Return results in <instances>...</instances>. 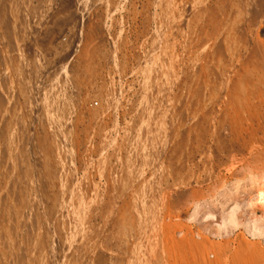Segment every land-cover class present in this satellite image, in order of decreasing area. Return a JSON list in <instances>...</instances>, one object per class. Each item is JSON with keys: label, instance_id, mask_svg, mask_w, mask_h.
<instances>
[{"label": "rangeland", "instance_id": "374dc122", "mask_svg": "<svg viewBox=\"0 0 264 264\" xmlns=\"http://www.w3.org/2000/svg\"><path fill=\"white\" fill-rule=\"evenodd\" d=\"M30 1V5L34 9L39 6L38 9L43 8L49 11L47 21L45 20L44 24H39V26L38 24L33 25L34 29L30 32V35L33 32L31 37L11 39L7 47L0 44L2 46H0L2 61V63L0 61V75L7 74L9 82L13 78L10 87L13 86L9 89L14 94L17 92L16 95L20 93L21 95H18L22 97L18 98L19 102L26 106L27 101L24 99L27 100L28 96L30 99V93L34 91V79L28 84V87L30 89L32 87L33 91H27L28 88L22 89L25 92L22 91L24 95L27 96L24 98L19 86L21 74L18 73V76L15 74L19 62L29 58L30 60L25 62L27 65L29 63V68L32 67L30 71H35V69L37 71L34 60L37 58V54L41 58L43 57L42 59L46 58L47 62L49 61L47 58L51 59L49 62L52 64L48 62L50 68L46 69L47 75L43 74L44 76L36 77L37 79L34 80L39 82H35L36 85H39L37 86V95L45 98L42 100L45 102L39 103V105L46 106V116H44L45 114L39 115V120L37 111L33 109L31 112L32 109L27 107H23V109L26 113L24 116H27V122H29L28 133L31 132L29 133L31 136L28 135V142L31 140L29 142L31 145L34 141L33 147L36 149L34 154L38 153L34 161L36 163L44 161L41 164H36L34 172L40 175H45V172H48L50 182L46 202L43 207H40L41 219H65L64 225L67 228L64 229L65 234L61 241L66 242L69 250L72 249L71 252L67 250L63 254L64 259H62L63 257L57 259L54 264H64V261L65 264H117L115 259L118 257H122L129 264L135 256L136 259L138 257L137 260H134L136 264L140 254L141 258L147 257L142 258L139 262H148L149 264H264V233L260 237L257 235V231L262 229L261 221L248 219L250 217L246 211L248 208L243 203L236 205L231 199L226 204H222V196L217 194L224 186L249 176L251 170L257 169L256 172L264 173V112H262L264 111V64L261 67H255L256 56L253 55V57L255 56L253 58L251 55L253 53L250 52L251 49L256 48L264 60V0H245L243 5H237L236 0H227L228 5L224 6L226 9L220 5V12L232 16L230 18L234 19L235 26L244 30L248 41L245 48L242 47L243 45L237 46L238 48L234 45L235 48H232L233 51L235 49L233 57L230 58L231 65H235L232 74L239 81L245 83L247 90H255L257 93L260 91L259 99H261H257L263 106L259 110L261 104L257 103L258 107L253 108L255 114L250 108L251 113L246 110L241 112V116H234L235 121L233 120L234 122L231 123L233 126L227 127L229 132L227 131L228 136H223L226 138L224 146L229 148L234 146L235 150L232 148V155H223L224 151L214 155L215 144L210 139H206L207 141L205 139L198 140L193 129L188 142L181 144L180 147V143L175 140L177 132H173V127L177 126L175 123L178 122V125L182 123L181 127L183 125L179 119L181 110L183 111L184 108L182 106L184 80L190 73L196 71L192 65L194 63H191L193 62L191 57H194V54L191 53L196 51V46L193 47L192 44L197 42V38L199 40L202 31L205 32L204 15L207 10L217 5L218 0ZM33 8L32 10H34ZM187 8L188 10H186ZM170 11L173 12V17L170 16ZM185 11V15L187 18L190 16V19L201 13L202 28L200 30L194 21L191 26L181 23L184 20L183 12ZM198 11L200 12L198 13ZM59 14H63L61 22L55 25L53 19ZM67 21H69L68 24L73 22L70 24L71 26L66 24ZM63 25L66 27L63 28ZM43 31L44 33H42ZM53 33L56 34L52 36ZM32 38L34 40H31ZM11 41L13 43H10ZM58 44L66 49L62 55L63 58L56 54ZM30 45L37 46L38 49L34 47L32 50ZM19 47L21 48L19 49ZM21 49L24 50L20 52ZM35 49L38 50V53ZM31 50L35 51L34 54ZM248 50L251 54L248 53ZM9 51L10 53H8ZM23 52H27L26 55ZM13 53L14 55H12ZM1 57L6 60L4 61ZM207 61H210V58ZM3 65H6L7 68ZM9 68L12 73L9 72ZM65 68L66 71H64ZM2 72L4 73L2 74ZM14 77L18 78L14 81ZM14 90L16 91L14 92ZM36 102L35 106H38ZM144 105H147V109L150 110L145 114L151 118V127L153 123H155V127L158 124L156 128L150 127L151 130L155 129L157 132L159 131V134L156 131L152 132L150 136L153 137L151 138L148 133L149 139L140 141L138 138L139 129L144 128V132L147 128L144 126V117L139 115V110ZM256 110L259 113L261 111V117L260 114L257 115ZM41 120L47 127H43L45 124H42ZM49 123H56V126L49 125ZM168 124H171L172 130ZM43 130L45 132H42ZM47 135L49 136L47 137ZM62 137L63 139H61ZM165 137L169 139V143ZM50 140L52 146H50ZM172 141L178 144L175 151L170 148ZM56 143L59 145L56 146ZM231 144L233 145L229 146ZM30 145L27 146V149H31L32 145ZM43 147L46 159L44 156L39 157ZM202 148L203 150H200ZM177 149L179 150L177 151ZM204 149L213 155L206 151L203 152ZM177 152L179 157L175 156ZM150 153H152L151 157ZM182 153L185 154L182 156ZM208 156L210 157L208 158ZM227 156H233L234 159ZM181 157H184L185 160L180 159ZM127 159L128 161H126ZM169 161L171 163H168ZM180 161L181 163H179ZM229 163L232 167L227 166ZM59 165L61 166L59 167ZM180 165L181 167H179ZM171 167L175 168V171ZM226 167L229 168L225 169ZM124 170H127V173L123 181L119 183L114 176L117 175V172ZM64 183H67L65 187ZM243 198L241 194H237L234 199L241 201ZM9 202L14 212L19 213V218L26 216V210L21 208L19 200H9ZM2 203L3 201H0V247L6 251L13 226L6 219L8 200L5 207ZM106 204L111 211L108 218L102 215ZM222 208H224L223 213H221ZM231 213L239 219H228ZM128 216H131L130 219L137 223L127 219ZM73 219L76 221L74 222ZM83 219L86 220L83 221ZM108 220L109 222H106ZM142 222L146 224L143 226ZM68 223L70 224L68 225ZM129 225L130 229L132 227V231H126L129 229ZM82 228L84 229L82 230ZM253 232H256V235ZM114 233L118 234L117 237ZM122 235L124 236L122 237ZM114 237L116 240L113 239ZM105 241L107 246H110L107 251V248L100 246ZM133 241L137 243V246ZM108 243H113V247ZM84 244L88 247L83 246ZM132 244L134 247L136 246V249L132 248ZM77 245H80L79 248ZM116 245L120 248H117ZM116 249H119L118 253L120 251L122 253L117 254ZM134 250L144 251L143 254H146L142 255L141 252L138 254L137 251L134 253ZM43 252L44 260H47V264H51L50 256H47L49 251L44 250ZM125 262L122 264H127Z\"/></svg>", "mask_w": 264, "mask_h": 264}, {"label": "bare ground", "instance_id": "6f19581e", "mask_svg": "<svg viewBox=\"0 0 264 264\" xmlns=\"http://www.w3.org/2000/svg\"><path fill=\"white\" fill-rule=\"evenodd\" d=\"M30 0H0V44L6 45L5 47H7L8 42L12 39H23V38H28L31 37L30 32L34 29L33 25L38 24H42L46 18L49 15V11L44 10L43 8H39V6H36L35 9L36 11H34L35 9L30 5L31 1ZM40 2V0H37ZM230 1V0H229ZM42 2V0H41ZM169 2V1H168ZM245 2V0H236L237 5H243ZM95 3V2H94ZM229 3V2H228ZM174 4V3H173ZM184 4V3H183ZM227 4V0H218L217 1V5L215 7H211L209 10H207L206 14L204 15L206 23L204 25V29L205 32L202 31L201 36H199V40L197 38V42H195L193 45L196 46V51L195 53H191L194 54V57H191L194 63L192 65L193 68H195V72L194 73H190V75L187 77L184 84V91H182L184 93V99L182 100L183 104L182 106H184L183 111L181 110V116H180V122H183L182 127L180 126L182 123H180V125H178L177 123H175L177 126L176 128L173 127V132H177L175 135L176 137V141L179 142L180 147L181 144L188 142L187 140H189L190 135L192 134L191 132L193 131L195 133L196 138H198V140H202V139H210L212 143L215 144L214 146V155L217 153H220L221 151H224L225 153L223 155H232V148L234 146H232L233 144L229 145L232 146L231 148L224 146V141H226V138H223L224 135L228 134V130L229 128L227 127H232L235 119L234 116H241V112H245L246 110H248L250 113L253 110V108L256 106L258 107L257 103L259 104L260 102L258 101L259 99V95L261 96L260 91L257 93L255 90L251 91V90H247V88L245 87V83H242L241 81H239V79H237L234 74H232V71L235 69V65H231L232 61L230 63V58L233 57V53L235 51H233L232 48H235L237 46L240 47V45H243L242 47L245 48L248 44L246 35L244 34V30L240 27H237V25L235 26V21L234 19L230 18L232 17L231 15L227 14V13H221L220 12V5L226 9L224 6ZM170 5V4H169ZM172 5V3H171ZM228 5V4H227ZM183 6V5H182ZM51 7V6H50ZM186 7V4H185ZM32 8L34 10H32ZM46 9V8H45ZM48 9V8H47ZM172 9V8H170ZM185 9V8H184ZM191 8H189L190 10ZM49 10V9H48ZM70 10V9H69ZM188 10V8L186 9ZM59 11V10H58ZM173 11H174V7H173ZM191 11V10H190ZM171 12V15H173V12ZM200 11H198L199 13ZM202 12V11H201ZM51 13V12H50ZM67 13V12H66ZM72 13V12H71ZM76 13V12H75ZM176 13V12H175ZM184 15L186 13L183 12ZM188 13V12H187ZM68 14V13H67ZM73 14V13H72ZM181 14V13H180ZM179 14V15H180ZM201 14V13H200ZM200 14L195 15L194 18L190 19L187 18V16L185 15L184 20L181 22L182 24L185 25H193V21L194 23H196V27L198 26L199 30L202 28L201 25V18H200ZM63 14H59L58 16L54 17V21L53 23H55V25H57L58 23H60L61 18ZM178 15V14H177ZM183 15V16H184ZM53 16V15H52ZM175 16V14H174ZM70 17V16H68ZM73 17V16H72ZM173 17V16H172ZM67 18V17H65ZM74 18V17H73ZM70 19V18H69ZM170 19V18H169ZM174 19V18H173ZM47 21V20H46ZM70 21V20H69ZM66 24H68V22ZM172 21V20H171ZM205 22V21H204ZM73 22H71L70 24H72ZM44 24V23H43ZM68 24V25H70ZM37 26V27H38ZM44 26V25H43ZM48 26V25H47ZM60 26V25H59ZM65 25H63L64 28ZM71 26V25H70ZM42 27V26H41ZM55 27V26H54ZM66 27V26H65ZM69 27V26H68ZM195 27V29H196ZM47 28V27H46ZM41 29V28H40ZM56 29L58 30V28L56 27ZM60 29V28H59ZM65 30V29H63ZM198 31V30H197ZM41 32V31H40ZM196 32V31H195ZM201 32V31H200ZM44 33V31L42 32ZM63 33V32H62ZM39 34V33H37ZM56 33H53V35H55ZM190 34H192L190 32ZM50 35V34H49ZM172 35V34H171ZM194 35V34H193ZM36 36V35H35ZM40 36V35H39ZM72 36V35H71ZM34 37V36H33ZM46 37V36H45ZM48 37V36H47ZM56 37V36H55ZM30 39V38H29ZM36 39L38 40V38L36 37ZM35 39V40H36ZM47 39V38H46ZM50 39V38H48ZM186 39V38H185ZM31 40H34L33 38ZM21 42H23V40H20ZM196 41V38H195ZM16 43V41H14ZM31 42V41H30ZM43 42V41H42ZM51 42V41H50ZM57 42V41H56ZM55 42V43H56ZM10 43H13V41H11ZM19 43V42H18ZM25 43V40H24ZM23 43V44H24ZM35 43V42H33ZM184 43V42H183ZM182 43V44H183ZM1 44V45H2ZM26 44H29L28 42H26ZM38 44V41H37ZM53 44V43H52ZM0 45V46H1ZM21 45V44H20ZM19 45V46H20ZM44 45V44H43ZM42 45V46H43ZM59 45V44H58ZM63 45V44H62ZM234 45H236L234 47ZM9 46V45H8ZM23 46V45H22ZM31 46V45H30ZM2 47V46H1ZM0 47V48H1ZM11 47V46H10ZM32 47V50L33 46ZM37 47V46H36ZM35 47V48H36ZM44 47V46H43ZM241 47V48H242ZM12 48V47H11ZM16 48V47H15ZM21 47H19L20 49ZM53 48V47H52ZM55 48V47H54ZM53 48V49H54ZM69 48V47H68ZM238 48V47H237ZM9 49V48H8ZM13 49V48H12ZM38 49V47H37ZM35 49V50H37ZM45 49V48H44ZM2 50V49H1ZM5 50V49H4ZM18 50V49H17ZM14 50V51H17ZM24 50V49H23ZM22 49L20 50V52L23 51ZM31 50V52H32ZM41 50V47H40ZM65 47L61 46V44L57 47V51L56 54H58L60 56V58L62 57L64 51H65ZM53 51V52H54ZM193 51V50H192ZM191 51V52H192ZM19 52V53H20ZM25 52V51H24ZM24 55H26V53H24ZM30 52V53H31ZM35 52V51H34ZM34 52H32L34 54ZM38 53V50L36 51ZM190 52V51H189ZM194 52V51H193ZM253 54H251V53ZM248 53H250L253 57V55L256 56V66L255 67H261L262 64H264V60L262 59V55L259 53V51L255 49H251ZM2 53V51H1ZM5 53V52H3ZM10 53V51L8 52ZM17 53V52H15ZM45 53V52H44ZM69 53V52H68ZM22 54V53H21ZM36 54V53H35ZM53 54V53H52ZM51 54V55H52ZM55 54V53H54ZM249 54V55H250ZM1 55V54H0ZM7 55V54H6ZM14 55V53L12 54ZM17 55V54H16ZM259 55V58H257ZM19 56V55H18ZM17 56V57H18ZM23 56V55H22ZM31 56V55H30ZM34 56V55H33ZM54 56V55H52ZM255 56L253 58H255ZM8 57V56H7ZM5 57V58H7ZM27 58V56H25ZM23 57V58H25ZM29 57V56H28ZM37 58H34V60L36 61L35 66L37 68V71L35 69V71H30L31 68H29V63L28 65L26 64L28 61V59H25L23 62H19V66L17 71H15V74L18 76L20 73L21 74V82L19 84V86L21 87V91L22 92L24 90L27 89V91L31 90L28 87V84L30 83V81L32 79L36 80L39 77H42V75L46 74V69L50 68L48 65V62L51 60L49 58H47L49 61L47 62V60L45 61V59H42L40 56H36ZM45 57V56H44ZM2 58V57H1ZM55 58V56H54ZM63 58V57H62ZM66 58V57H65ZM208 58H210V61H207ZM4 59V58H2ZM13 59V58H12ZM15 59V58H14ZM18 59V58H17ZM188 59V58H187ZM6 59H4L5 61ZM30 60V59H29ZM54 60V59H53ZM195 60V61H194ZM1 61V59H0ZM27 61V62H25ZM63 61V60H62ZM7 62V61H6ZM9 65H10V60L8 61ZM16 62V61H15ZM33 62V61H32ZM171 62V61H170ZM173 62V61H172ZM189 62V61H188ZM2 63V61H1ZM230 63V65H229ZM4 64V63H3ZM15 64V63H14ZM31 64V63H30ZM34 64V63H33ZM32 64V65H33ZM49 64H52L49 62ZM66 64V63H65ZM171 64V63H170ZM2 65V64H1ZM8 65V66H9ZM16 65V64H15ZM13 65V66H15ZM191 65V66H192ZM4 66V65H3ZM6 66V65H5ZM4 66V67H5ZM17 66V65H16ZM229 66V68H228ZM4 67H2V69H4ZM54 67V66H53ZM52 67V69H54ZM7 68V66H6ZM41 68V70H40ZM64 69V67H63ZM173 69V67H172ZM12 70V68H11ZM15 70V69H14ZM33 70V69H32ZM40 70V71H39ZM68 70V69H67ZM194 70V69H193ZM2 71V70H1ZM4 71V70H3ZM54 71V70H53ZM66 71V68L65 70ZM173 71V70H171ZM5 72V71H4ZM2 72V74L4 73ZM9 72H10V68H9ZM17 72V73H16ZM49 72V70H48ZM59 72V71H58ZM12 73V72H10ZM63 73V72H62ZM173 73V72H172ZM14 74V76H16ZM150 74V73H149ZM39 75V76H38ZM43 75V76H44ZM47 75V74H46ZM12 75H10L11 77ZM59 76V75H58ZM62 76V75H61ZM7 77L9 78V76L0 75V174H1V181H0V201H3L2 205L5 207V203L8 200V212H7V217L6 219H8V222L10 223V225L13 226L12 229V236L10 237V239H8L7 245H6V251H3L0 247V264H47V260H44V250H46L47 252L49 251V253H45L47 254V256H50V263L54 264L57 262V259H64V255L65 252L70 251L68 245H66V242L61 241L63 234H65L64 229H66L67 227L64 225V220L65 219H41L42 214L40 211V207H43L47 196H48V190L50 188V182L48 180V172H45V175H40L36 172H34V167L36 166V164H41L44 161H40L39 163H36V161H34L35 156L38 154H34L35 150L33 147V143L34 141H32L33 143L31 144L32 147H30L31 145L28 142L29 136H31V132L28 133V123L27 122V116H24V110L23 107H27L29 109H32L31 112L33 111V109L35 111H37V118L40 120V116L42 114H45V107L43 105H39V103H44L45 98L39 97V95H37V86L36 82L33 80L34 83V91L33 93L31 92L30 94V99H28L27 96L24 95L23 93V97H27L24 99V101L26 102V106L24 104H21V102H19L20 100L18 99L19 97H22L20 95H16L17 92H15L16 90H14L15 94L9 89L10 85H11V81L9 82L7 79ZM37 77V78H36ZM47 77V76H45ZM45 77L43 78L45 81ZM151 77V76H150ZM174 77V76H173ZM14 81L16 80V78L18 77H14ZM20 78V77H19ZM57 78V77H56ZM42 79V80H43ZM19 80V79H17ZM41 80V81H42ZM40 81V80H39ZM40 81V82H41ZM56 81V80H55ZM183 81V82H184ZM18 82V81H17ZM16 82V83H17ZM36 82V83H35ZM46 82V81H45ZM15 83V82H13ZM12 83V84H13ZM17 85V84H16ZM31 85V84H30ZM42 85V83H41ZM149 85V84H148ZM13 86V85H12ZM12 86L10 88H12ZM18 86V85H17ZM146 86V85H145ZM192 87V88H191ZM17 88V87H16ZM19 88V87H18ZM17 88V89H18ZM41 88V87H40ZM49 89V88H48ZM10 90V91H9ZM13 90V89H12ZM42 90V89H41ZM49 91V90H48ZM47 91V92H48ZM40 92V91H39ZM42 92V91H41ZM40 92V93H41ZM39 93V94H40ZM33 94V95H32ZM49 95V94H48ZM32 96V97H31ZM182 96V95H181ZM59 97V96H58ZM258 98V99H257ZM261 99V98H260ZM259 99V100H260ZM35 101H37L36 103H38V106H35ZM257 101V102H256ZM256 102V103H255ZM42 103V104H43ZM55 103V102H54ZM181 103V102H180ZM58 104V103H57ZM256 104V105H255ZM261 104V103H260ZM46 105H48L46 103ZM35 106V108H34ZM61 106V103H60ZM139 107V106H138ZM141 107V106H140ZM147 105L142 106V108H140L139 110V115L140 117L142 116V118L144 117V126L147 128H145L146 130L143 132L144 128H140L139 132V140L140 141H144L146 138H148L147 134L149 133V137H151L150 135H152V132H155L156 130L154 129L153 131L151 130V128H156L158 126L155 127V123H153V126L151 127L150 125V121L151 118L149 116H147V114H145V112L150 111L147 109ZM262 104L259 105V110L262 109ZM50 108V107H49ZM48 108V109H49ZM63 108V107H62ZM252 110H251V109ZM264 109V108H263ZM51 110V109H50ZM155 110V109H154ZM180 111V110H179ZM27 112V111H26ZM67 112V111H66ZM255 112V110H253V113ZM257 112V110H256ZM264 112V111H262ZM51 113V112H50ZM159 113V112H158ZM26 114V113H25ZM32 114V113H31ZM255 114V113H254ZM260 114L259 116L261 117V111L260 113L257 112V115ZM40 115V116H39ZM52 115V114H51ZM157 115V114H156ZM46 116V114L44 115ZM147 116V117H145ZM155 116V115H154ZM238 116V118H239ZM251 116V114H250ZM152 117V116H151ZM174 117V116H173ZM254 117V116H253ZM33 116L31 117V121L33 124V120H32ZM36 118V120H38ZM47 119V117H45ZM157 118V117H156ZM237 118V119H238ZM254 119V118H253ZM30 120V119H28ZM48 120V119H47ZM143 121V119H141ZM178 120V119H177ZM182 120V121H181ZM234 120V121H233ZM239 120V119H238ZM44 121V120H43ZM37 122V121H36ZM49 122V121H48ZM47 122V123H48ZM53 122V121H52ZM174 122V121H173ZM237 122V121H236ZM235 122V123H236ZM42 123V120H41ZM36 124V123H35ZM45 124V123H42ZM50 124H56V123H49ZM58 124V123H57ZM174 124V125H175ZM31 125V124H30ZM40 125V124H39ZM48 125V124H47ZM229 125V126H228ZM232 125V126H231ZM34 126V125H33ZM32 126V127H33ZM42 126V125H41ZM56 126V125H55ZM143 126V124H142ZM171 127V124H168V127ZM173 126V125H172ZM236 126V125H235ZM43 127H47L46 124ZM42 127V128H43ZM151 127V128H150ZM169 127V128H170ZM57 128V127H56ZM30 129V128H29ZM53 129V128H52ZM159 129V128H158ZM157 129V130H158ZM172 130V127L170 128ZM193 129V130H192ZM32 130V129H30ZM29 130V131H30ZM46 130V129H45ZM45 130H43L42 132H45ZM60 130V129H59ZM58 130V131H59ZM169 130V129H167ZM170 131V130H169ZM228 131V132H227ZM138 132V133H139ZM156 133L159 134V131ZM49 134V133H48ZM161 134V133H160ZM170 134V133H169ZM61 135V134H60ZM154 135V134H153ZM164 135V134H163ZM44 136V135H43ZM46 136V135H45ZM49 135H47L48 137ZM58 136V135H56ZM62 136V135H61ZM65 136V135H64ZM166 136V134H165ZM194 136V137H195ZM228 136V135H227ZM233 136V135H232ZM42 137V136H41ZM46 137V138H47ZM51 137H53L51 135ZM55 137V136H54ZM60 137V136H59ZM153 137V136H152ZM151 137V138H152ZM44 138V137H43ZM58 138V137H57ZM160 138V137H159ZM162 138V137H161ZM167 138V137H165ZM231 138V137H230ZM228 138V139H230ZM53 139V138H52ZM60 139V138H59ZM63 139V137L61 138ZM149 139V138H148ZM147 139V140H148ZM168 139V138H167ZM166 139V140H167ZM44 140H46L44 138ZM153 140V139H152ZM158 140V139H157ZM204 140V141H205ZM48 141V140H46ZM51 141V140H50ZM55 141V139H54ZM60 141V140H59ZM63 141V140H62ZM61 141V142H62ZM207 141V140H206ZM205 141V142H206ZM173 142V141H172ZM200 142V141H199ZM203 142V141H202ZM201 142V143H202ZM210 142V143H211ZM26 143H28V145H30L29 147L31 149H27ZM49 143V142H48ZM50 146H52V141L50 142ZM65 143V141H64ZM63 143V144H64ZM67 143V142H66ZM169 143V139L168 142ZM140 144V143H139ZM47 145V144H46ZM45 145V146H46ZM49 145V144H48ZM54 145V144H53ZM59 145V144H58ZM56 143V146H58ZM164 145V144H163ZM228 145V144H226ZM66 146V145H65ZM64 146V147H65ZM149 146V145H148ZM176 146H178V144H176V142L174 141L171 145L170 148L171 150L175 151ZM208 146V145H207ZM206 146V147H207ZM54 147V146H53ZM62 148V144L60 146ZM205 147V148H206ZM35 148H37L35 146ZM67 148V146L65 147ZM209 148V147H208ZM207 148V149H208ZM52 149V147H51ZM59 149V148H58ZM143 149V148H142ZM147 149V148H146ZM199 149V148H198ZM206 149V150H207ZM234 149V148H233ZM39 150V149H38ZM57 150V147H56ZM66 150V149H63ZM152 150V149H151ZM170 150V151H171ZM179 149H177L178 151ZM181 150V148H180ZM200 150H203L200 149ZM204 149L203 152L206 151ZM235 150V149H234ZM40 151V150H39ZM59 151V150H58ZM117 151V150H116ZM147 151V150H146ZM172 151V152H173ZM38 152V151H37ZM61 152V150H60ZM59 152V153H60ZM66 152V151H65ZM145 152V151H144ZM149 152V150H148ZM180 152V151H179ZM208 153V151H206ZM210 152V151H209ZM36 153V152H35ZM44 147L43 150L40 151L39 153V157L40 156H44ZM58 153V154H59ZM63 153V151H62ZM67 153V152H66ZM147 153V152H146ZM171 153V152H170ZM169 153V154H170ZM150 153V157H151ZM185 153H182V156ZM208 154H212V153H208ZM222 154V153H221ZM61 155V154H60ZM141 155V153H140ZM144 155V154H143ZM142 155V156H143ZM157 155V154H156ZM178 155V152L176 153L175 156ZM213 155V154H212ZM47 156H49L47 154ZM65 156V155H63ZM145 156V155H144ZM186 156V155H185ZM202 156V155H201ZM206 156V155H204ZM218 156V155H217ZM221 156V155H220ZM46 156H44L45 158ZM147 157V156H146ZM153 157V156H152ZM171 157V155H170ZM169 157V158H170ZM179 157V155H178ZM210 156H208L209 158ZM215 157V156H214ZM228 158L231 156H227ZM233 157V156H232ZM231 157V158H232ZM65 158V157H64ZM67 158V156H66ZM65 158V160H66ZM154 158V157H153ZM172 158V157H171ZM176 158V157H175ZM46 159V158H45ZM44 159V160H45ZM48 159V158H47ZM63 159V158H62ZM119 159V158H118ZM156 159V158H155ZM167 159V158H166ZM177 159V158H176ZM180 159H184V157L180 158ZM205 157H204V161H205ZM211 159V158H210ZM209 159V160H210ZM217 159V158H216ZM234 158H232L233 160ZM170 160V159H169ZM181 160V161H182ZM185 160V159H184ZM231 160V161H232ZM128 161V159L126 160ZM168 161V160H167ZM171 161V160H170ZM168 163H171V162ZM179 161V160H178ZM181 161L179 163H181ZM63 162V160H62ZM65 162V161H64ZM67 162V160H66ZM65 162V164H66ZM166 162V161H165ZM202 162V161H201ZM207 162V161H206ZM210 162V161H209ZM212 162V160H211ZM215 162V161H214ZM217 162V161H216ZM219 162V161H218ZM225 162V161H224ZM177 162V164H179ZM184 162L182 161V164ZM233 163V162H230ZM229 163V165L227 166H231V164ZM174 164V163H173ZM181 164V165H182ZM215 164V163H214ZM221 164V163H220ZM181 165L179 167H181ZM185 166V164H183ZM206 165V163H205ZM216 165V164H215ZM223 165V163H222ZM234 165V164H232ZM61 165H59L60 167ZM183 166V167H184ZM203 166V165H202ZM208 166H210L208 164ZM218 166V165H216ZM177 167V166H174ZM186 167V166H185ZM184 167V168H185ZM211 167V166H210ZM215 167V166H214ZM213 167V168H214ZM221 167V166H220ZM173 169V167H171ZM229 168V167H228ZM227 167L225 169H228ZM179 169V168H178ZM202 169V168H201ZM217 169V168H216ZM219 169V168H218ZM175 171V168L173 169ZM257 170V169H256ZM251 170L252 172L249 174V176H247L246 178H242L237 180L238 182H235L233 184H230L228 186H224V188H222V190H219L217 192L218 195L222 196V204H226L229 200H233V202H235L236 205L243 203L244 206H246L248 209L246 210L247 213L250 215V217L248 219H259L261 221V225H262V229H259L257 231V235L260 237L263 233H264V173H259L258 171L256 172ZM259 170V169H258ZM184 172V171H183ZM190 172V171H189ZM114 173V172H113ZM127 170H124L123 172H117V175L114 176L115 180H117L119 183L121 181H123L124 176L126 175ZM207 173V172H206ZM212 173V172H211ZM116 174V173H115ZM213 174V173H212ZM215 175V174H214ZM184 176V175H183ZM198 178V177H197ZM189 179V178H188ZM186 182V181H185ZM198 182V181H197ZM67 183H64V187L66 186ZM122 185V184H121ZM218 185V184H217ZM219 186V185H218ZM221 186V185H220ZM215 188V187H214ZM226 192V194H224ZM145 193V192H144ZM243 193V194H242ZM148 194V193H147ZM237 194H241L244 198L240 201L239 199H234L235 195ZM50 195V194H49ZM214 195V194H213ZM218 195H216L218 197ZM215 196V197H216ZM147 197V196H146ZM216 199V198H215ZM10 201L12 200H19L21 202V208L26 210V216L24 218H19L20 215L18 212H14V210L10 207ZM201 201V200H200ZM204 202V201H203ZM144 204V203H143ZM206 204V203H205ZM140 205V204H139ZM196 206V205H195ZM203 207V206H202ZM110 207L106 204L105 209H104V213L102 215H104L105 217H109V215L111 214V211L109 209ZM146 208V207H145ZM211 209V208H210ZM233 209V208H232ZM231 209V210H232ZM136 210V209H135ZM59 212V211H58ZM57 212V213H58ZM224 212V208H222V212ZM66 213V212H65ZM136 213V212H135ZM206 213V212H205ZM62 214V213H61ZM101 214H99L101 216ZM207 214V213H206ZM59 215V213H58ZM57 215V216H58ZM107 215V216H106ZM130 215V213H129ZM209 215V214H208ZM99 216V217H100ZM103 216V217H104ZM133 216V215H131ZM130 216V217H131ZM61 217H64L61 215ZM67 217V216H66ZM102 217V216H101ZM100 217V218H101ZM104 217V218H105ZM129 217V216H128ZM127 218V219H130ZM137 217V216H136ZM144 217V216H143ZM59 218V217H58ZM126 218V217H125ZM124 218V219H125ZM132 218V217H131ZM224 218V217H223ZM123 219V220H124ZM126 219V223L127 220ZM134 219V218H133ZM139 219V218H138ZM228 219H239V217H235L233 213H231L228 216ZM86 219H83V221ZM90 220V219H88ZM107 220V219H105ZM111 220V219H110ZM132 220V219H130ZM140 220V219H139ZM74 221V219H73ZM76 221V220H75ZM74 221V222H75ZM91 221V220H90ZM103 221V220H101ZM121 221V219H120ZM119 221V223H120ZM125 221V220H124ZM133 221V220H132ZM136 221H138L136 219ZM142 221V220H141ZM146 221L148 222V220L146 219ZM144 221V222H146ZM66 222H68V220L66 219ZM70 222V220H69ZM72 222V221H71ZM106 222H109L106 221ZM105 222V224H106ZM135 222V221H133ZM143 223V226L147 223ZM73 223V222H72ZM71 223V224H72ZM85 223V222H84ZM124 223V222H123ZM129 223V222H128ZM137 222H135L136 224ZM141 223V224H142ZM237 223V222H236ZM70 223H68L69 225ZM74 224V223H73ZM83 224V223H82ZM122 224V223H121ZM131 224V222L129 223ZM134 224V225H135ZM235 224V223H234ZM67 225V226H68ZM74 225H77V223H75ZM123 225V224H122ZM238 225V224H237ZM72 226V225H71ZM125 226V225H123ZM133 226V224H132ZM142 226V225H141ZM66 227V228H65ZM100 227V226H99ZM119 227V226H118ZM130 227V225L128 226V228ZM72 228V227H71ZM96 228V227H95ZM135 228V227H134ZM78 229V228H77ZM76 229V230H77ZM84 228H82L83 230ZM127 229V228H126ZM125 229V230H126ZM132 229V227H131ZM130 228L127 229L126 231H130ZM74 230V229H73ZM103 230V229H102ZM109 230V228H108ZM116 230V229H115ZM135 230V229H133ZM142 230V229H141ZM144 230V229H143ZM132 231V230H131ZM249 232V230H247ZM67 232V231H66ZM69 232V231H68ZM75 232V230L73 231ZM112 232V231H111ZM116 232V231H114ZM123 232V230L121 231V233ZM100 233V232H99ZM118 233V232H117ZM118 233V234H121ZM130 233V232H129ZM136 233V231H135ZM251 233V231H250ZM254 233V232H253ZM252 233V234H253ZM69 234V233H68ZM95 234V233H94ZM93 234V235H94ZM115 234V233H114ZM118 234H115L116 237ZM123 234V233H122ZM138 234V233H137ZM130 235V234H128ZM254 235H256V232L254 233ZM67 236V235H66ZM69 236V235H68ZM75 236V234H74ZM79 236V235H78ZM99 236V235H98ZM108 236V235H107ZM124 235H122L123 237ZM264 236V235H263ZM82 237V236H81ZM84 237V236H83ZM88 237V236H87ZM109 237V236H108ZM112 237V236H111ZM121 237V238H122ZM131 237V235L129 236ZM134 238H136V236H133ZM93 238V237H92ZM98 238V237H97ZM96 238V239H97ZM110 238V237H109ZM108 238V239H109ZM126 238V236H125ZM69 239V238H68ZM75 239V238H74ZM80 239V238H79ZM95 239V238H94ZM107 239V238H106ZM112 239V238H111ZM115 239V237L113 238ZM120 239V238H119ZM118 239V240H119ZM73 240V237H72ZM71 240V241H72ZM88 240V238H87ZM101 240V239H99ZM105 240V239H104ZM103 240V241H104ZM116 240V239H115ZM134 240V239H133ZM95 241V240H94ZM108 241V240H107ZM131 241V240H130ZM100 242V241H98ZM102 242V241H101ZM132 242V241H131ZM135 242V241H133ZM69 243V242H68ZM76 243V241H75ZM95 243V242H93ZM129 243V242H127ZM136 243V242H135ZM133 243V244H135ZM100 244V243H99ZM110 244V243H108ZM113 243H111L110 245H112ZM132 244V248H135L137 246L134 247V245ZM70 245V243H69ZM98 245V244H97ZM78 248L80 245H77ZM83 246H86L85 244ZM101 247L103 246L104 248H107L106 251L109 249V247L107 246V243L105 241V243L100 245ZM118 245H116L117 247ZM120 246V245H119ZM130 246V244H129ZM88 247V246H86ZM102 247V248H103ZM113 247V245H112ZM115 247V246H114ZM73 248V247H72ZM82 248V247H81ZM120 248V247H117ZM123 248V247H122ZM145 248V247H144ZM91 249V248H90ZM124 249V248H123ZM122 249V250H123ZM131 248L129 247V250ZM136 249V248H135ZM137 249H139V247H137ZM192 249V248H191ZM111 250V249H110ZM121 250V249H120ZM126 250V249H125ZM133 250V249H132ZM141 250V249H140ZM147 250V249H145ZM74 251V250H73ZM85 251V250H83ZM93 251V250H92ZM119 249H116L117 254H120V252L118 253ZM128 251V250H127ZM124 252L125 254L127 253ZM138 252V250H134ZM81 252V251H80ZM132 252V251H131ZM142 253V255L146 254L142 251H139V253ZM103 253H106L105 251H103ZM122 253V252H121ZM129 253V252H128ZM134 253L133 256H134ZM72 254V253H71ZM131 254V253H130ZM149 254V253H148ZM70 255V254H69ZM66 256V255H65ZM119 256V255H118ZM123 256V255H122ZM128 256V255H126ZM132 256V257H133ZM138 256V255H137ZM141 256V254H140ZM139 256V260H141L142 258L145 257H140ZM153 256V255H152ZM69 256H67L68 258ZM76 257V256H75ZM136 257V256H135ZM135 257L134 260L136 259ZM66 258V259H67ZM70 258V257H69ZM78 258V257H77ZM124 258V256H123ZM152 258V257H151ZM48 259V258H47ZM129 259H131L129 257ZM129 259L127 258L128 262ZM138 259V257H137ZM136 259V260H137ZM75 260V259H74ZM132 261L135 264V261ZM138 261H136V264H138ZM150 260V259H149ZM152 260V259H151ZM49 261V260H48ZM64 261V260H63ZM68 261V260H67ZM71 261V260H70ZM115 261L117 262V264H122L125 262V260L122 259V257H118L117 259H115ZM114 261V262H115ZM130 262V263H132ZM146 262V261H144ZM60 263V262H59ZM67 263V262H66ZM127 263V261L125 262ZM129 263V264H130ZM132 263V264H133ZM141 262H139L140 264ZM148 263V262H147ZM147 263H141V264H147ZM49 264V263H48ZM61 264V263H60ZM65 264V261H64ZM128 264V263H127ZM149 264V263H148ZM154 264V263H153Z\"/></svg>", "mask_w": 264, "mask_h": 264}]
</instances>
